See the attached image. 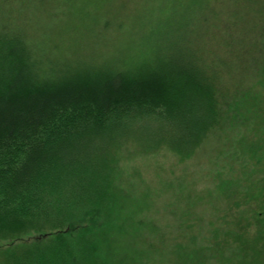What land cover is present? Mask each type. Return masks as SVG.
Wrapping results in <instances>:
<instances>
[{
	"label": "trees",
	"instance_id": "1",
	"mask_svg": "<svg viewBox=\"0 0 264 264\" xmlns=\"http://www.w3.org/2000/svg\"><path fill=\"white\" fill-rule=\"evenodd\" d=\"M17 1L0 0V234L12 238L0 264H110L99 248L113 255L111 233L100 229L122 198L113 184L121 149L136 133L148 149L190 158L237 102L249 75L240 59L258 48L264 62V20L229 13L230 35L216 43L213 24L225 17L197 0L157 21L151 38L133 39L131 48L151 49L134 60L46 42L50 25L33 17L61 8ZM26 3L38 4L35 15Z\"/></svg>",
	"mask_w": 264,
	"mask_h": 264
},
{
	"label": "rangeland",
	"instance_id": "2",
	"mask_svg": "<svg viewBox=\"0 0 264 264\" xmlns=\"http://www.w3.org/2000/svg\"><path fill=\"white\" fill-rule=\"evenodd\" d=\"M195 1L45 0L49 14L56 6L61 12L51 14L52 18L36 15L33 19L44 28L50 25L54 31H44L43 39H51L50 43L59 40L67 52L90 54L96 45L106 53L103 55L128 54L137 60L142 55L138 52L146 56L151 49L131 48L133 39L151 38L157 21L184 11ZM15 3L20 6L17 0ZM208 3L225 17L221 24H213L216 43L222 44L230 35L227 19L231 20L232 12L245 19L254 15L264 20V0ZM32 5L24 7L35 15L31 12L38 4ZM250 50L244 55L249 59H240L241 65L249 67V75L241 81L237 102L190 158L182 160L165 146L148 149L143 135L129 137L121 149L113 183L114 192L122 198L117 200L111 220L100 229V234L111 233L106 240L113 255L99 248L107 263L264 264V62L258 48ZM108 224L111 230L104 228ZM113 226L124 228L126 235L122 230L116 234ZM11 239V234H0V246H7Z\"/></svg>",
	"mask_w": 264,
	"mask_h": 264
}]
</instances>
